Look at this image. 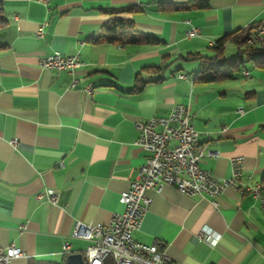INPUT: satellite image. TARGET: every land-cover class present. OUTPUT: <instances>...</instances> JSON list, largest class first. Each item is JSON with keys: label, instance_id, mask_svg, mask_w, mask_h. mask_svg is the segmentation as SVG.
I'll return each instance as SVG.
<instances>
[{"label": "crops", "instance_id": "obj_1", "mask_svg": "<svg viewBox=\"0 0 264 264\" xmlns=\"http://www.w3.org/2000/svg\"><path fill=\"white\" fill-rule=\"evenodd\" d=\"M0 1L8 22L0 28V249L27 254L8 264L84 255L91 243L73 238L75 226L109 225L145 163L138 123L177 105L194 115L199 166L227 180L232 160L242 158L243 175L217 207L173 186L147 191L151 206L134 240L157 244L173 264H264V210L249 191L264 193V68L243 56L233 78L202 83V62L191 57L237 58L233 42L219 51L216 44L264 27V0ZM127 8L135 11L111 13ZM114 20L159 44L97 42ZM191 28L199 34L189 36ZM55 52L79 54L84 66L75 75L42 69ZM46 190L59 194L56 205L36 198ZM202 232L208 240L199 242Z\"/></svg>", "mask_w": 264, "mask_h": 264}, {"label": "built area", "instance_id": "obj_2", "mask_svg": "<svg viewBox=\"0 0 264 264\" xmlns=\"http://www.w3.org/2000/svg\"><path fill=\"white\" fill-rule=\"evenodd\" d=\"M40 1L45 3L47 0ZM198 34L196 28L189 31V36ZM38 35L43 36V27L39 29ZM249 40L264 42V27H258ZM83 66L79 54L64 56L60 52H55L40 62V67L44 70L68 71L72 75ZM244 74L249 76L247 72ZM77 84L78 80L74 79L71 87L75 88ZM85 91L92 94L94 87L88 85ZM243 112V109L239 110V113ZM193 120L190 106L177 105L167 116H154L138 123L139 136L135 143L145 152L146 160L140 168L138 179L121 195L120 203L124 210L116 214L107 226L78 223L72 233L73 238L91 243L83 255L86 264H104L108 259H112L115 264H173L159 251L157 244L147 246L133 238L151 206L152 201L146 192L155 190L159 193L166 186H173L189 197H210L217 207V200L227 187H236V182L241 179L244 171L242 158L232 160L231 179H218L210 171L202 169L199 162L204 157V151L199 147V133L194 128ZM249 191L264 210V193L261 187ZM36 198H47L51 204L56 205L59 194L55 190H46ZM207 238V233L202 232L197 241H205ZM64 250L69 254L68 243ZM25 257L27 254L15 246L0 249V264Z\"/></svg>", "mask_w": 264, "mask_h": 264}, {"label": "trees", "instance_id": "obj_3", "mask_svg": "<svg viewBox=\"0 0 264 264\" xmlns=\"http://www.w3.org/2000/svg\"><path fill=\"white\" fill-rule=\"evenodd\" d=\"M204 7V4L202 5ZM135 11L133 8H127L120 11H111L113 14L122 12ZM7 20L3 14V4L0 1V28L7 25ZM132 24L124 20H114L105 27V34L96 39L97 42L120 43V44H133V45H157L159 41L149 35L145 34H129L125 31L129 29ZM258 28L257 25L248 27L245 30L234 33L219 40L216 44V49L222 50L227 41L233 42L241 49L240 55L235 59H220V54L216 59H207L201 56L197 57L202 62V70L197 76V80L202 83H214L226 79H231L237 73L241 72L244 67L243 56H247L255 66L264 68V42L250 44L249 39L253 35L254 30ZM159 71V69L157 70ZM66 259L62 264H66ZM54 264V263H42ZM104 264H115L112 259H108Z\"/></svg>", "mask_w": 264, "mask_h": 264}, {"label": "water", "instance_id": "obj_4", "mask_svg": "<svg viewBox=\"0 0 264 264\" xmlns=\"http://www.w3.org/2000/svg\"><path fill=\"white\" fill-rule=\"evenodd\" d=\"M67 264H84L82 254H71L67 257Z\"/></svg>", "mask_w": 264, "mask_h": 264}, {"label": "bare ground", "instance_id": "obj_5", "mask_svg": "<svg viewBox=\"0 0 264 264\" xmlns=\"http://www.w3.org/2000/svg\"><path fill=\"white\" fill-rule=\"evenodd\" d=\"M262 41H257V40H249L250 44H254V43H261ZM260 187V186H259Z\"/></svg>", "mask_w": 264, "mask_h": 264}]
</instances>
